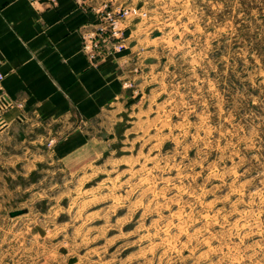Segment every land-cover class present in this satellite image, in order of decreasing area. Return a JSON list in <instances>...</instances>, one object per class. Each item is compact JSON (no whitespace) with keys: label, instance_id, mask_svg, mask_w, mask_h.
Segmentation results:
<instances>
[{"label":"rangeland","instance_id":"374dc122","mask_svg":"<svg viewBox=\"0 0 264 264\" xmlns=\"http://www.w3.org/2000/svg\"><path fill=\"white\" fill-rule=\"evenodd\" d=\"M125 6L126 103L85 161L5 169L0 264H264V0Z\"/></svg>","mask_w":264,"mask_h":264},{"label":"crops","instance_id":"0c3cea01","mask_svg":"<svg viewBox=\"0 0 264 264\" xmlns=\"http://www.w3.org/2000/svg\"><path fill=\"white\" fill-rule=\"evenodd\" d=\"M127 1L0 0V94L13 103L0 112V185L10 167L31 172L43 162L66 165L95 153L100 141L88 136L89 121L110 118L126 103L131 19L118 26L123 49L100 36L94 61L83 38L99 34L104 3Z\"/></svg>","mask_w":264,"mask_h":264},{"label":"built area","instance_id":"2783aa9c","mask_svg":"<svg viewBox=\"0 0 264 264\" xmlns=\"http://www.w3.org/2000/svg\"><path fill=\"white\" fill-rule=\"evenodd\" d=\"M36 1V0H31ZM79 1V0H77ZM101 18H100V28L99 34L85 33L84 34V49L87 53V56L91 61L99 54V42L98 38L100 36H110L113 38L116 43L114 48L116 50H121L124 47V43L121 40V30L118 29V26L123 23L125 20L131 19V17L137 14V10L135 8H131L130 6H117L115 8L111 7L109 3H104L100 10ZM3 79V75L0 74V81ZM13 105L12 101L5 95L0 94V112H3ZM1 121V115H0Z\"/></svg>","mask_w":264,"mask_h":264},{"label":"water","instance_id":"95a60500","mask_svg":"<svg viewBox=\"0 0 264 264\" xmlns=\"http://www.w3.org/2000/svg\"><path fill=\"white\" fill-rule=\"evenodd\" d=\"M23 213H25V211L19 210V211L12 212L11 213V216L12 217H15V216H18V215L23 214Z\"/></svg>","mask_w":264,"mask_h":264}]
</instances>
